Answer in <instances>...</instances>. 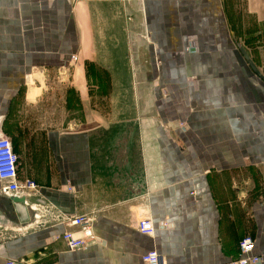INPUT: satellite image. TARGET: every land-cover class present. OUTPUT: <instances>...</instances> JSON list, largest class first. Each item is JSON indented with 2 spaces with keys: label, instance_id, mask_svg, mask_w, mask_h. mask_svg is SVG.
<instances>
[{
  "label": "crops",
  "instance_id": "1",
  "mask_svg": "<svg viewBox=\"0 0 264 264\" xmlns=\"http://www.w3.org/2000/svg\"><path fill=\"white\" fill-rule=\"evenodd\" d=\"M128 12L151 56L135 64L156 77L146 115L137 91L135 111L124 94L92 131L40 111L75 55V90L86 60L130 87L110 70L135 46ZM0 133L20 182L39 186L30 223L0 210V264H142L154 250L166 264H234L245 236L264 264V0H0ZM81 215L94 240L70 250L61 236L83 237L67 223Z\"/></svg>",
  "mask_w": 264,
  "mask_h": 264
},
{
  "label": "rangeland",
  "instance_id": "2",
  "mask_svg": "<svg viewBox=\"0 0 264 264\" xmlns=\"http://www.w3.org/2000/svg\"><path fill=\"white\" fill-rule=\"evenodd\" d=\"M126 23L128 43L130 46H135L134 48L132 47V50L128 49L126 56L114 58L115 67H111L110 70H118L119 80L122 82V85H128L130 89L125 87L116 88V81L113 79L115 74H110V72L100 67L98 68L97 62H89L86 60L83 67L87 77H89L87 79V87L85 88L84 85L83 88L75 90L72 85L71 70L76 67L79 61L73 67H70L71 63L68 61L64 65L65 67L62 70V74L57 78L56 85L51 88H49L50 86L48 85L46 89V105L44 104V106L40 108V111L51 113L57 110L62 114L63 121L61 123H64V127L66 123H69L72 124L74 129L92 131L93 128H96L99 124L102 126L104 123L102 120H93L92 116H97L101 112H114L116 109H120L118 105H115V102L118 100L122 101L121 97L126 94L123 97L126 99L123 100V103L130 108V111H135L137 98L141 99V101H139V108L137 104V113H142L144 116L146 115V110L151 108L154 90L153 85L156 83V77L152 74L149 67H145L144 65L137 66L135 64V61L138 60L137 57L141 55L144 57V55H146L148 57L147 64L149 66L151 58L149 52L144 53L143 46L138 47V44L141 42L137 44L134 40V38L141 39L139 36L140 34H144L145 36L143 28L140 31L135 29V18L129 12L127 13ZM136 32H138L137 35ZM129 70H131L132 77L129 78L130 75H128L127 79V72ZM136 78L139 80L138 83L136 82ZM136 91L139 95L135 98ZM121 108L125 111V107ZM69 118L75 119V121L66 122V119ZM121 156L123 157L122 160L129 161L130 156L128 153H122Z\"/></svg>",
  "mask_w": 264,
  "mask_h": 264
},
{
  "label": "built area",
  "instance_id": "3",
  "mask_svg": "<svg viewBox=\"0 0 264 264\" xmlns=\"http://www.w3.org/2000/svg\"><path fill=\"white\" fill-rule=\"evenodd\" d=\"M79 61L78 56H72L70 67ZM184 127L183 124L180 125ZM19 156L15 152L12 141L0 133V181L2 182L1 192L6 197L28 196L38 190V185L32 180H26L23 184L19 180ZM28 204V202L26 203ZM68 225L78 227L83 232V237H76L72 232L67 231L61 236V240L70 250L86 248L94 240L92 225L94 219L88 215L76 216L68 219ZM139 232L143 235L153 237L155 234L154 225L149 218L142 219L138 226ZM255 242L251 236H245L239 243V258L234 264H259L261 258L254 254ZM7 264H28L24 260L9 261ZM142 264H166L164 257L157 251H150L142 256Z\"/></svg>",
  "mask_w": 264,
  "mask_h": 264
},
{
  "label": "water",
  "instance_id": "4",
  "mask_svg": "<svg viewBox=\"0 0 264 264\" xmlns=\"http://www.w3.org/2000/svg\"><path fill=\"white\" fill-rule=\"evenodd\" d=\"M28 199L25 196H11L0 198V210L12 221H17L21 225L30 223V206L26 204Z\"/></svg>",
  "mask_w": 264,
  "mask_h": 264
}]
</instances>
